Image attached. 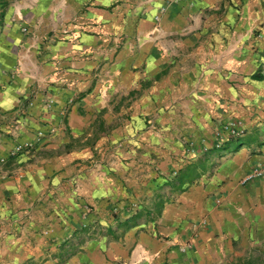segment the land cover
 <instances>
[{
  "label": "crops",
  "instance_id": "1",
  "mask_svg": "<svg viewBox=\"0 0 264 264\" xmlns=\"http://www.w3.org/2000/svg\"><path fill=\"white\" fill-rule=\"evenodd\" d=\"M232 122L234 156L174 187L180 136ZM260 132L264 0H0V159L31 144L0 264L226 263L264 240Z\"/></svg>",
  "mask_w": 264,
  "mask_h": 264
},
{
  "label": "rangeland",
  "instance_id": "2",
  "mask_svg": "<svg viewBox=\"0 0 264 264\" xmlns=\"http://www.w3.org/2000/svg\"><path fill=\"white\" fill-rule=\"evenodd\" d=\"M221 131H222L221 127L219 129L217 128L216 130L213 129V131L211 132L197 128L195 133L193 134H190L189 132L188 136H185V137L180 136L178 146H177L178 151L177 153L173 155V159H172L173 161L172 167L173 169L176 170V176L173 178L174 184L180 181L181 179H182L181 181L188 182V179L182 176L181 171H184L185 167H188L192 164L195 166L194 169H191L192 175L195 178L194 181L199 180L202 174H204V172L205 173L207 172L209 176H212L213 174L217 173L221 166V162L223 160V159H220L217 155H212L209 157V160H208L209 162L206 164L207 166L204 172H202L203 169L200 168V166L198 165V163L200 162V159H203L205 157V154H207L212 149H215L216 151L215 154L220 153L221 156L224 155L225 159L232 158L234 156L233 153H229V154L222 153L225 150L224 147L225 145L228 144V141L231 140L232 138H238L244 133H246V129L244 127L240 128L238 131L239 135H232L228 133V131H225V130H223L222 132ZM260 134H261V140H264V133L260 132ZM260 143L262 142H258L256 143V145ZM29 150H31L30 143L26 142L24 144H19L14 149V151L11 153V156L9 158H1L0 159V178L15 175L17 173V170L21 168L20 166H22V164L18 162L19 160L18 155H20L24 151H29ZM168 176H170V174L165 173V177H168ZM197 176L199 177L196 179ZM171 192L178 193V192H181V189L170 187L164 190H160V191L158 190L148 199L151 200L156 197H162V195L166 193H171ZM54 198H57V197H54ZM11 221H12V218H10L9 221L0 220V234L9 232V230L11 229V226H10ZM246 250L247 251L250 250L251 252L258 250L264 253V240L258 243L252 244L251 246H249L248 249L239 248L238 256H244L246 253L245 252ZM231 256L227 257L226 263L224 264H227L228 261L231 260ZM262 259L264 260V256H262Z\"/></svg>",
  "mask_w": 264,
  "mask_h": 264
},
{
  "label": "trees",
  "instance_id": "3",
  "mask_svg": "<svg viewBox=\"0 0 264 264\" xmlns=\"http://www.w3.org/2000/svg\"><path fill=\"white\" fill-rule=\"evenodd\" d=\"M225 148V147H224ZM223 149V148H221ZM215 149H212L210 150L207 154H205V157L203 159H200V162L198 163V165L200 166V168L203 169L202 172L205 171L206 169V164L209 162V157L212 156V155H217L218 157H221L220 153L218 154H215ZM194 165H190L188 167H185L184 171H181V174L182 176H184V178L188 179V182L186 181H178L179 182V185H183L185 183H189L191 184L195 178L194 176L192 175V171L191 169H194ZM193 176V177H192ZM199 176L196 177V179L198 178ZM178 186L177 184L174 185V187ZM183 190L181 189V192ZM254 253V254H252ZM262 256H264V253L258 251V250H255L254 252H248L246 253L244 256H236V257H233L230 261H228L227 264H264V260L262 259ZM263 260V261H262Z\"/></svg>",
  "mask_w": 264,
  "mask_h": 264
},
{
  "label": "built area",
  "instance_id": "4",
  "mask_svg": "<svg viewBox=\"0 0 264 264\" xmlns=\"http://www.w3.org/2000/svg\"><path fill=\"white\" fill-rule=\"evenodd\" d=\"M242 128L240 124H236L235 122L228 123L225 125L224 129L225 131H228V133L232 135H239L238 131ZM256 177H264V168L263 169H257L254 173Z\"/></svg>",
  "mask_w": 264,
  "mask_h": 264
}]
</instances>
